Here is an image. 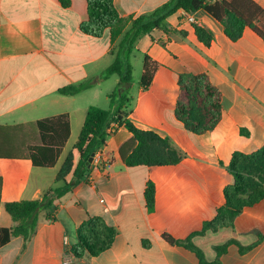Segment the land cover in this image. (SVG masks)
Segmentation results:
<instances>
[{"label":"crops","instance_id":"1","mask_svg":"<svg viewBox=\"0 0 264 264\" xmlns=\"http://www.w3.org/2000/svg\"><path fill=\"white\" fill-rule=\"evenodd\" d=\"M252 1L264 10V0ZM167 2L113 0L119 17L128 20L123 35L131 21ZM183 13L135 42L122 109L123 119L136 128L167 138L180 161L125 166L121 148L131 134L121 126L107 135L101 161L94 159L76 178L74 144L88 107L109 108L107 96L119 79L99 77L113 62L123 35L111 42L109 30L99 38L83 34L86 0H0V227L13 226L5 203L37 200L48 189L62 187L56 175L68 154L73 159L65 177L69 191L54 203L51 218L41 212L27 241L15 237L1 246L0 264H200L194 253L167 244L163 234L179 241L190 238L207 264H264V195L245 207L231 227L200 234L223 206L224 189L234 183L228 171L231 157L264 146V41L246 28L232 42L203 10L190 14L196 24ZM195 25L212 34L209 46L197 40ZM145 56L158 64L147 90L139 85ZM196 75H205L220 93L221 119L203 135L192 134L175 117L178 80ZM87 81L94 85L77 95L58 93ZM61 115L67 117L69 137L55 165L33 166L24 155L28 144L39 141L35 123ZM147 182L155 189L151 211L144 198ZM90 217L102 218L116 235L108 250L76 260L70 249L77 243V229Z\"/></svg>","mask_w":264,"mask_h":264},{"label":"trees","instance_id":"2","mask_svg":"<svg viewBox=\"0 0 264 264\" xmlns=\"http://www.w3.org/2000/svg\"><path fill=\"white\" fill-rule=\"evenodd\" d=\"M87 20L80 25V31L93 38H99L105 30H109L111 42L123 35L128 24L127 19L119 17L113 6V0H86ZM64 5L67 3L63 2ZM203 10L218 21L225 36L232 42L237 41L248 28L264 41V10L252 0H168L153 12L131 21L129 31L124 34L113 52V62L101 73L99 80H107L111 76L118 77V83L108 94L109 108L104 110L95 106L88 107L84 123L79 132L74 149L79 153V162L73 176L80 178L86 170V162L91 154L104 146L107 128L111 123L124 126L131 134V139L121 148V158L127 167H162L176 165L181 156L171 146L167 138H162L152 131L136 128L123 119L122 109L127 102V94L131 85L132 69L130 56L138 38L151 33L155 29H164L165 22L178 11L193 14ZM197 40L209 46L212 34L204 28L194 26ZM158 64L145 56L139 85L147 90L152 82ZM94 85L87 81L77 86L64 87L58 93L74 96L88 90ZM179 97L175 108L176 119L192 134L203 135L212 131L221 119L220 93L210 84L205 75L178 80ZM38 131V143L25 147L24 157L35 167H53L69 137V124L65 115L45 118L35 123ZM18 129V127H16ZM11 130V129H9ZM73 159L68 154L55 182H64L62 187L48 189L40 199L22 200L4 204L5 212L10 216L13 226L0 227V247L12 238L22 237L25 241L35 232L38 216L54 208V203L61 199L70 188L65 177L72 171ZM228 171L234 183L223 191L224 204L217 210L216 216L206 222L200 234L207 230L216 231L231 227L236 216L245 207L258 203L264 195V146L257 152L245 155L236 153L231 157ZM155 189L147 182L144 191L146 207L151 211L154 207ZM116 232L107 226L102 218L90 217L77 229V243L70 249L76 259L83 256L95 257L108 250ZM162 239L171 246L185 248L194 253L200 264H207L202 253L190 242V238L179 241L167 234ZM221 253L224 248H219ZM218 264V263H216Z\"/></svg>","mask_w":264,"mask_h":264},{"label":"built area","instance_id":"3","mask_svg":"<svg viewBox=\"0 0 264 264\" xmlns=\"http://www.w3.org/2000/svg\"><path fill=\"white\" fill-rule=\"evenodd\" d=\"M183 16L185 17V20L188 22V23H191V24H196V20L190 15V14H186V13H183ZM122 125H118L117 123H111L109 125V127L107 128V135H110L112 133H114L119 127H121ZM100 149L99 148L96 153L94 154L93 156V160L96 159L98 160L99 162L101 161L100 160ZM92 160V161H93ZM102 164H106V162L102 163ZM66 264V263H64Z\"/></svg>","mask_w":264,"mask_h":264},{"label":"water","instance_id":"4","mask_svg":"<svg viewBox=\"0 0 264 264\" xmlns=\"http://www.w3.org/2000/svg\"><path fill=\"white\" fill-rule=\"evenodd\" d=\"M93 156H94V154H91V155H90V157L88 158V160H87V162H86V166H89V165H90V163H91L92 160H93Z\"/></svg>","mask_w":264,"mask_h":264}]
</instances>
